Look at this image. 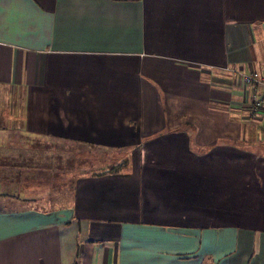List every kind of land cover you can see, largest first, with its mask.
I'll list each match as a JSON object with an SVG mask.
<instances>
[{
    "label": "crops",
    "instance_id": "obj_1",
    "mask_svg": "<svg viewBox=\"0 0 264 264\" xmlns=\"http://www.w3.org/2000/svg\"><path fill=\"white\" fill-rule=\"evenodd\" d=\"M256 71L264 0H0V264H264ZM20 130L129 160L57 206Z\"/></svg>",
    "mask_w": 264,
    "mask_h": 264
},
{
    "label": "rangeland",
    "instance_id": "obj_2",
    "mask_svg": "<svg viewBox=\"0 0 264 264\" xmlns=\"http://www.w3.org/2000/svg\"><path fill=\"white\" fill-rule=\"evenodd\" d=\"M20 132L19 140H14L13 145V150L18 148L19 152L18 170L14 167L13 179L27 187L23 190L28 197L34 195L30 191L37 190V195L50 191L57 206L69 203L76 180L119 172L129 160L126 152L57 141L43 135L32 138ZM13 157L16 160L15 152ZM7 174L10 177L11 172Z\"/></svg>",
    "mask_w": 264,
    "mask_h": 264
},
{
    "label": "built area",
    "instance_id": "obj_3",
    "mask_svg": "<svg viewBox=\"0 0 264 264\" xmlns=\"http://www.w3.org/2000/svg\"><path fill=\"white\" fill-rule=\"evenodd\" d=\"M242 80L246 84H250L253 86L261 85L264 88V79H262V77L259 75L257 71L250 72V73H243ZM254 97H255L254 100L250 104L251 109H252V118L258 119V117H260V114H261L260 112L262 110L264 111V90L257 97L255 95ZM263 128H264V123H263Z\"/></svg>",
    "mask_w": 264,
    "mask_h": 264
}]
</instances>
